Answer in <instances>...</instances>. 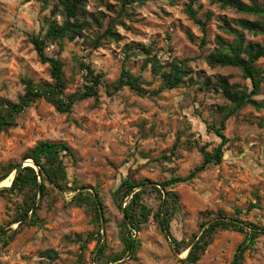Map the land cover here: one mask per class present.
Here are the masks:
<instances>
[{
	"label": "rangeland",
	"instance_id": "1",
	"mask_svg": "<svg viewBox=\"0 0 264 264\" xmlns=\"http://www.w3.org/2000/svg\"><path fill=\"white\" fill-rule=\"evenodd\" d=\"M240 1L264 8V0ZM187 5L206 24L203 47L201 27L187 16ZM77 16L87 23L81 36L64 39L62 49L48 43L44 53L63 64L64 98L84 90V65L103 73L98 101L80 100L62 114L39 99L0 132V169H15L41 142L69 148L58 155L57 185L46 181L43 192L38 188L35 213L18 228L9 224L24 212L34 189L0 196V233L12 228L0 236V264H189L185 259L202 233L199 226L219 217L239 226L215 230L193 264H232L246 237L244 225L259 236L240 264H264V108L244 106L229 117L222 161L189 178L202 162L200 149L211 153L220 143L207 127L219 126L232 108L219 79L239 86L232 91L251 89L240 69L210 67L206 57L219 50L216 36L233 40L222 32L223 22L243 33L245 43L264 46L263 35L236 25L239 19L257 18L209 0H142L126 7L120 0H85ZM63 20L55 0H46L44 9L38 0H0V101L16 103L24 93L22 79L34 87L52 82L49 66L39 61L29 38H42L47 22ZM108 28L113 36L95 48L94 38ZM123 61L148 91L160 89V73L174 66L185 75L176 88L156 96H140L127 87L112 93L108 87L117 81ZM252 65L264 79V57ZM254 99L264 103V83ZM27 162L24 167L37 174L39 169ZM13 176L14 170L0 188L9 187ZM171 178L185 181L162 187ZM126 180L141 186L124 197ZM37 183L42 185L41 176ZM134 193L139 195L130 208L131 228L123 208ZM92 202L98 204L99 220ZM158 212L168 222L166 232ZM128 235L136 242L132 254L125 249Z\"/></svg>",
	"mask_w": 264,
	"mask_h": 264
},
{
	"label": "trees",
	"instance_id": "2",
	"mask_svg": "<svg viewBox=\"0 0 264 264\" xmlns=\"http://www.w3.org/2000/svg\"><path fill=\"white\" fill-rule=\"evenodd\" d=\"M38 1L42 3V8L44 9L46 7V0ZM140 1L142 0H120L122 7L133 5ZM55 2L56 7L60 9V13L64 17L63 22L60 25L56 24L54 21L47 22L45 33L42 38L34 35L29 38L39 61L42 64H47L49 66L50 78L52 82L34 87L30 79H22L21 82L24 85V93L18 98V101L16 103L0 101V132L14 126V116L21 113L24 109L39 99L45 100L47 103L51 104L57 112L62 114H69L74 103L80 100L93 98L95 101H98L97 88L102 83L104 75L103 73H95L89 65H84L83 67L86 71L85 80H87L84 90L79 94H73L67 96L66 98L63 97V91L65 89L62 73L63 64L56 57L46 56L44 50L48 43H55L59 49H62L64 39L71 41L76 37L81 36L83 30L87 27V23L85 21H80L77 16L78 11L83 6L85 0H55ZM209 2L218 4L220 8L229 7L235 9L238 13L255 16L257 20L251 21L247 19H239L236 22V25L241 29V31L249 32L252 35L264 36V8L262 9L254 3L244 4L240 0H209ZM190 6L191 5H187L185 11L187 16L201 27L203 35L199 46L203 47L206 42V24L196 18V12L192 10ZM220 28L223 33L232 36L233 40L228 43L222 37L216 36L215 42L219 47V50L207 55V64L210 67L231 66L240 69L244 79L250 82L251 89L248 90L244 87L242 91H232V89L239 88V86H228L224 79H219L218 86L219 88H222V93L225 99H227L232 105V108L223 115L219 126L211 125L207 127L209 131L220 139V143L211 153L206 152L204 148L200 149L202 162L190 173L189 178H194L207 166L211 164L217 165L222 161L223 147L227 142L223 131L225 129V122L229 117L233 116L237 110L244 106H252L255 109L264 108V103H259L254 99V97L259 94L260 85L264 83V79L259 77L260 70L255 69L252 65L258 59L264 57V46L257 43H245L244 34L237 33L225 22L222 23ZM112 36L113 34L110 28L106 29L103 33L94 38V47H99L102 40L109 39ZM145 67L146 64H143L141 69L143 70ZM151 71L154 74H158L159 70L157 65L152 64ZM184 75L185 73L182 68L174 66L171 72L160 73V76L164 80V84L160 87V89L156 91H148L141 86L142 83L140 82V77H134L129 73L125 66V61H123L117 81L109 85L108 88L112 90V93L117 92L123 87H127L129 90L140 96H156L161 90H172L176 88L181 83ZM107 93L111 94L109 91H107ZM62 152H69V148L63 143H38L25 157L30 158L38 166L39 171L37 174L31 167H24L17 174L9 187L0 188V196L4 194H11L16 191H22L25 188L34 189L33 198L31 200H25L26 208L24 209V212L19 217L15 218L9 225L19 223L30 212H32V214L35 213L32 207L37 196L38 188L39 192L40 190L41 192L44 191V182L48 181L57 185L61 174V163L58 159V155ZM13 170L14 167H2L0 169V183L9 177ZM40 176L43 182L42 185H38L37 183V178ZM184 181L185 179L181 178H171L168 181H165L162 184V187L166 188ZM139 186L141 185L130 184L127 180L124 181L121 185V188H124L123 196H129ZM138 195V193H134L131 198L133 200L123 208L125 218L131 222V225H129L131 228H134L131 221L133 220L134 215L133 212H130V208L132 202L138 198ZM168 197L173 196L168 195ZM92 205L96 209V218L99 220L100 215L97 211L98 204L96 202H92ZM156 218L163 231L166 232L168 230V222L166 218L161 217V212L156 213ZM207 223H209V221ZM207 223H201L199 226L202 229V233L200 234L198 240L192 245L191 251L188 252L185 262L193 264L199 260L205 246L208 243V237L215 230L228 229L231 227L235 228L239 226L238 224L228 221L223 217L214 219L208 224V226H206ZM244 226L247 228L246 237L237 247V255L235 256L232 264L241 263L244 251L251 248L255 239L259 236V231L257 229H254L251 225ZM131 236L132 235H128L125 239V249L128 254H132L136 248V242ZM117 260L118 259H115L114 261Z\"/></svg>",
	"mask_w": 264,
	"mask_h": 264
},
{
	"label": "water",
	"instance_id": "3",
	"mask_svg": "<svg viewBox=\"0 0 264 264\" xmlns=\"http://www.w3.org/2000/svg\"><path fill=\"white\" fill-rule=\"evenodd\" d=\"M25 161H29V162L31 163V165H33V167H34L35 169L38 168V166H37V165H36L31 159H26V160H24V162L20 163L19 165H17V166L15 167V169H14V176L12 177L10 184H12L14 178L17 176V174H18V173L21 171V169L24 167V165H25ZM29 162H27V163H29ZM33 211H34V208H33ZM30 214H32V212H30ZM28 218H29V217L26 216L22 221H20L19 223L16 224L15 228H18L20 225H22L25 221H27ZM11 230H12L11 227L8 228V229H6L5 231H3V232L0 233V236H2V235L5 234V233H8V232L11 231Z\"/></svg>",
	"mask_w": 264,
	"mask_h": 264
},
{
	"label": "built area",
	"instance_id": "4",
	"mask_svg": "<svg viewBox=\"0 0 264 264\" xmlns=\"http://www.w3.org/2000/svg\"><path fill=\"white\" fill-rule=\"evenodd\" d=\"M92 264H94V262L92 261Z\"/></svg>",
	"mask_w": 264,
	"mask_h": 264
}]
</instances>
